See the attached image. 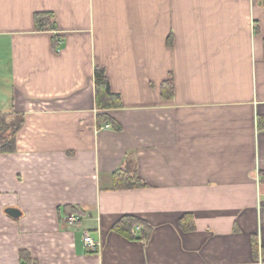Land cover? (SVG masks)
I'll return each mask as SVG.
<instances>
[{"label":"crops","instance_id":"obj_1","mask_svg":"<svg viewBox=\"0 0 264 264\" xmlns=\"http://www.w3.org/2000/svg\"><path fill=\"white\" fill-rule=\"evenodd\" d=\"M96 68L121 108L98 109ZM1 117L25 126L0 155V264H264L260 3L0 0ZM120 168L146 187L114 190ZM124 217L149 242L116 232Z\"/></svg>","mask_w":264,"mask_h":264},{"label":"trees","instance_id":"obj_2","mask_svg":"<svg viewBox=\"0 0 264 264\" xmlns=\"http://www.w3.org/2000/svg\"><path fill=\"white\" fill-rule=\"evenodd\" d=\"M264 9V0H258ZM46 15L39 14L36 16L39 30H53L55 26H46L44 19ZM52 28V29H51ZM96 105L100 110L118 109L122 107V100L119 95L114 94L111 90V84L104 69L96 68L94 74ZM173 80L165 81L162 85V97L166 100H171L174 96ZM25 117H12L10 121L7 118H0V155L17 152V140L21 130L24 128ZM107 116L99 117L98 123L107 122ZM114 190H132L146 187V184L134 172L124 170L122 168L115 171L112 175ZM74 212V210H73ZM181 224L183 228H195L194 218L191 215H186ZM142 227L137 231V227ZM114 230L130 241L149 242L153 228L143 220L135 217H124L114 227ZM254 247L257 248V238L253 239ZM32 258L28 251L20 253L21 264H32Z\"/></svg>","mask_w":264,"mask_h":264},{"label":"built area","instance_id":"obj_3","mask_svg":"<svg viewBox=\"0 0 264 264\" xmlns=\"http://www.w3.org/2000/svg\"><path fill=\"white\" fill-rule=\"evenodd\" d=\"M109 124L105 125V128H110ZM66 221L70 225L78 224L81 221V217L79 215L70 214L66 217ZM84 241L90 252L95 253L98 251L99 243L96 242L88 233L84 236Z\"/></svg>","mask_w":264,"mask_h":264},{"label":"water","instance_id":"obj_4","mask_svg":"<svg viewBox=\"0 0 264 264\" xmlns=\"http://www.w3.org/2000/svg\"><path fill=\"white\" fill-rule=\"evenodd\" d=\"M6 213L12 218H19L21 216V211L15 208L7 209Z\"/></svg>","mask_w":264,"mask_h":264},{"label":"rangeland","instance_id":"obj_5","mask_svg":"<svg viewBox=\"0 0 264 264\" xmlns=\"http://www.w3.org/2000/svg\"><path fill=\"white\" fill-rule=\"evenodd\" d=\"M252 1H254V3H259L258 0H252ZM2 137H3V134H0V138H2Z\"/></svg>","mask_w":264,"mask_h":264}]
</instances>
